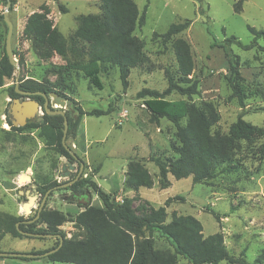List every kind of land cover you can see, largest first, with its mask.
<instances>
[{"label": "rangeland", "instance_id": "rangeland-1", "mask_svg": "<svg viewBox=\"0 0 264 264\" xmlns=\"http://www.w3.org/2000/svg\"><path fill=\"white\" fill-rule=\"evenodd\" d=\"M12 1V6H11ZM139 14L147 8L141 23L135 26L132 35L142 44V61L130 69L128 86L121 85L118 70L103 64L98 72L101 88L93 85L88 76L78 68L89 62L88 42L74 35L82 15L101 16L99 0H60L67 7L60 12L53 0H10L8 19L12 23L11 49L19 66L10 76L3 78L0 86V213L31 218L36 214L38 202L23 207L29 190L37 194L39 186L55 182L60 185L76 173L77 163L67 159L45 145L39 128L10 129L11 120L7 109L12 96L8 88L27 80L36 81L47 91H55L65 101L64 111L94 109L108 111L97 116L83 114L76 135L66 136V143L83 162L80 177L95 181L105 192L110 193L115 203L124 197L132 198L134 215H146L151 207L165 206L166 222L172 214H190L202 224L206 236L221 232L229 255L242 257L247 262L256 258L264 261V41L258 39L259 47L243 50L232 45L239 57V80L243 89V107L232 95L227 80V62L222 49L212 46V40H223L230 35L242 43L250 42V25L264 29V0H134ZM41 6L49 10L48 17L68 42L75 43L64 55L51 50L46 44L27 38L23 29L28 16L39 11ZM6 2L0 0V15ZM190 19V25L168 41L162 34L172 22ZM7 25L0 19V59L5 54ZM174 37H182L189 44L194 61L192 77L198 81L197 92L190 97L172 92L170 100L183 99L200 105L211 102L218 120L211 127L212 133L228 135L239 114L255 129L235 140L231 159L217 163L212 175L199 183L192 176L176 179L168 174V186L161 188L157 166L150 161L152 156L173 158L177 154L171 144L178 143L175 127L165 117L158 121L150 119L151 113L144 104L146 97H137L143 87L163 90L167 86V72L176 71V59L172 50ZM74 49V50H73ZM56 106V105H55ZM58 107V106H57ZM126 114L123 115V112ZM185 123V118L181 119ZM130 160L145 164L151 174L153 185L132 189L127 186L126 169ZM68 177L63 173L69 169ZM62 165L65 169L62 170ZM85 184L90 204H100L94 191ZM68 186L50 191L44 209H55L66 215L67 221L58 226L66 238H79L84 231L70 220L84 209L69 198ZM87 196V195H86ZM181 197V198H176ZM27 208V211H24ZM69 219V220H68ZM38 219L32 229H42ZM156 248L172 250L169 243L156 232L152 234ZM57 237H15L7 233L0 241V251L35 253L55 246ZM41 254V253H37ZM0 264H68L51 262L46 256L30 259L0 257ZM176 264H188L177 255ZM218 264H239L220 261Z\"/></svg>", "mask_w": 264, "mask_h": 264}, {"label": "trees", "instance_id": "trees-1", "mask_svg": "<svg viewBox=\"0 0 264 264\" xmlns=\"http://www.w3.org/2000/svg\"><path fill=\"white\" fill-rule=\"evenodd\" d=\"M53 1L57 3L60 12L67 11V7L60 0ZM99 1L102 9L101 16L90 14L80 16L78 26L72 36L88 42L89 62L79 64L78 68L88 76L93 85L101 88L98 77L101 65H113L117 68L121 85L125 89L128 86L130 69L142 61V44L132 35V32L135 26L142 22L147 3L139 14L134 0ZM12 4L11 1V6ZM48 14L49 10L46 6H41L39 11L32 12L26 20L23 33L27 38L46 44L54 52L64 55L73 47L75 39L71 37L67 42ZM0 19H3L2 15ZM190 23V19L172 22L162 34L163 41L170 40L185 30ZM247 29L252 36L248 43H242L234 35L225 37L223 40L215 38L212 40V46L222 49L226 57L227 80L232 95L237 98L241 107H243V87L239 82L241 79L239 57L234 53L232 45H237L243 50H250L259 47L258 39L264 41V29H256L250 25H247ZM172 50L177 67L174 73L167 72V86L161 91L143 87L136 93L137 97H146L144 104L151 113V120L158 121L159 117H165L175 127L178 143H172L171 148L177 156L173 158L152 156L150 158V161L158 168L161 188L168 186V174L176 179L191 175L193 183L208 179L212 175L215 164L231 159L235 140L255 129L239 114L228 135L212 133L211 127L217 122L219 116L211 102L204 101L196 105L183 99H167L166 96L174 91L190 97L197 92L198 84V81L191 76L194 61L190 44L182 37H174ZM14 69L15 67L9 63L5 53L0 59V86L3 84V78L10 76ZM18 88L50 92L36 81L31 80L19 82ZM8 90L12 98L25 97L15 91V85L9 87ZM30 97L38 100L40 104L43 102L41 95L34 94ZM107 112L97 109L89 112L80 109L65 111L68 123L66 136L73 138L76 135L83 114L99 116ZM43 116L42 123L28 120L24 126L18 127L13 126L9 120L8 124L10 129L16 130L39 128V135L43 137L46 146L53 148L67 159L75 160L61 142L64 127L63 116L50 115L46 112ZM182 118H185L184 124L181 123ZM126 182L127 186L134 190L139 187L150 188L153 185L151 174L145 164L138 160L128 162ZM87 183L97 195L100 204L92 205L86 198L88 204L83 205L84 209L70 219L75 227L85 232L82 237L66 238L58 229V226L67 221L66 215L55 209L42 208L38 221L44 223L45 227L37 230L32 229V223L22 224L21 216L0 213V241L7 233L15 237L23 236L19 229L42 234H59L62 237L61 245L46 258L51 262L68 264H176L177 255L185 258L188 264H218L224 260L229 263L264 264L260 258L249 263L242 257V253L238 257L229 255L222 233L214 232L205 236L201 222L193 215L174 213L166 222L165 206L173 197H168L164 205L151 207L146 215L138 217L133 213L132 198L124 197L120 203H115L112 195L103 191L95 181L79 177L68 186V189L73 194L83 193L88 197L89 192L85 187ZM56 184L53 182L48 186H39L37 190L44 195L50 186ZM17 222H19L18 225H16ZM155 232L169 243L172 250L154 246L152 234ZM59 242L57 237L55 246L34 252L44 253L57 247Z\"/></svg>", "mask_w": 264, "mask_h": 264}, {"label": "water", "instance_id": "water-1", "mask_svg": "<svg viewBox=\"0 0 264 264\" xmlns=\"http://www.w3.org/2000/svg\"><path fill=\"white\" fill-rule=\"evenodd\" d=\"M8 7H9V1L6 2L5 11L3 12V20L7 25V33L5 38V53L7 55V58L9 60V63L13 65L18 73H19V66L17 65L16 61L14 60L12 49H11V35H12V23L8 19ZM19 77L16 76V83H15V91L25 96L24 98L14 97L11 99V102L9 104V107L7 109V113L11 118V123L13 126H24L28 120H35L38 123H42L44 119V112L50 115L59 114L63 116V134L61 137V142L65 149L70 153V155L79 163V168L76 174V177L72 180L66 181L60 185L54 186L52 188H49L44 193L42 199L37 203V211L36 215L33 220L38 219L40 211L43 208V205L45 204L46 197L49 195L50 191L56 188H61L68 186L72 184L75 180H77L80 177L81 172L83 171V162L78 158L76 153L73 151V149L67 145L66 143V131L68 127L67 119L65 117V111L62 109L66 106V101L58 95L55 91H50L48 93L40 92V91H29L25 89H19ZM41 95L43 97V105H41L37 100L31 98V95ZM56 105V106H55ZM58 106V107H57ZM65 165H62V170L65 169ZM74 167L72 164H69V169L65 170L63 173V176L68 177L69 171L72 170ZM23 194L26 195L27 199L23 202V207L26 204H33L35 201L37 202V195H31L29 190H24ZM32 201V202H31ZM80 204L87 205L88 201L80 200ZM30 204V205H31ZM24 211H27V208H24ZM28 212H30V207L28 208ZM19 222L16 223L18 225ZM19 232L26 236H48V237H58L60 242L59 245L53 249H50L44 253L36 254V253H29V252H19V251H0V256L4 257H24V258H36L40 256H47L48 254L56 251L58 247L61 245L62 237L59 234H42V233H36V232H28L23 231L19 229Z\"/></svg>", "mask_w": 264, "mask_h": 264}, {"label": "flooded vegetation", "instance_id": "flooded-vegetation-1", "mask_svg": "<svg viewBox=\"0 0 264 264\" xmlns=\"http://www.w3.org/2000/svg\"><path fill=\"white\" fill-rule=\"evenodd\" d=\"M38 101V100H37ZM39 102V101H38ZM40 103V102H39ZM41 105H43V102H42V104ZM76 163H77V171H78V168H79V163L76 161ZM77 171H76V173L74 174V176H72L71 178H67V181H69V180H72V179H74L75 177H76V174H77ZM66 182V181H65ZM69 186V185H68ZM69 192H70V194L68 195L69 196V198H72V199H74L75 201H77L78 203H79V201L81 200H84V201H86V194H73L70 190H69ZM37 198H38V195H41L38 191H37ZM42 197H43V195H41V199H42ZM27 199V197L25 198V200ZM80 204V203H79ZM36 215V214H35ZM35 215L34 216H32L31 218H25V219H22L21 220V222H22V224H25V225H29V224H31V223H33L34 222V217H35ZM28 232H30V231H28ZM37 254V253H36Z\"/></svg>", "mask_w": 264, "mask_h": 264}, {"label": "bare ground", "instance_id": "bare-ground-1", "mask_svg": "<svg viewBox=\"0 0 264 264\" xmlns=\"http://www.w3.org/2000/svg\"><path fill=\"white\" fill-rule=\"evenodd\" d=\"M31 202H32V201H31ZM30 204H31V203H30ZM30 204H26L25 206L29 208V207H30ZM25 206H24V207H25Z\"/></svg>", "mask_w": 264, "mask_h": 264}, {"label": "built area", "instance_id": "built-area-1", "mask_svg": "<svg viewBox=\"0 0 264 264\" xmlns=\"http://www.w3.org/2000/svg\"><path fill=\"white\" fill-rule=\"evenodd\" d=\"M126 114V111L123 112V115Z\"/></svg>", "mask_w": 264, "mask_h": 264}]
</instances>
